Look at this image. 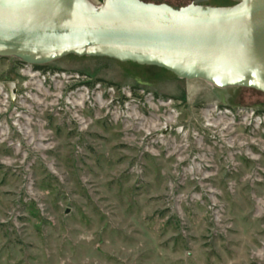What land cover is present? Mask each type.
<instances>
[{
    "label": "rangeland",
    "instance_id": "obj_1",
    "mask_svg": "<svg viewBox=\"0 0 264 264\" xmlns=\"http://www.w3.org/2000/svg\"><path fill=\"white\" fill-rule=\"evenodd\" d=\"M36 66L0 57V264H264L263 92L101 56Z\"/></svg>",
    "mask_w": 264,
    "mask_h": 264
},
{
    "label": "water",
    "instance_id": "obj_2",
    "mask_svg": "<svg viewBox=\"0 0 264 264\" xmlns=\"http://www.w3.org/2000/svg\"><path fill=\"white\" fill-rule=\"evenodd\" d=\"M232 1L0 0V57L101 56L264 93V0ZM5 86L14 100L15 83Z\"/></svg>",
    "mask_w": 264,
    "mask_h": 264
},
{
    "label": "built area",
    "instance_id": "obj_3",
    "mask_svg": "<svg viewBox=\"0 0 264 264\" xmlns=\"http://www.w3.org/2000/svg\"><path fill=\"white\" fill-rule=\"evenodd\" d=\"M21 64H24V66L26 67V66H33L32 64H27V63H24V62H22V61H20V60H18ZM76 77L77 76H79L78 74H76L75 75ZM254 112L251 110V114H253ZM262 117H264V115L262 116ZM262 117H258V118H260V119H262Z\"/></svg>",
    "mask_w": 264,
    "mask_h": 264
},
{
    "label": "flooded vegetation",
    "instance_id": "obj_4",
    "mask_svg": "<svg viewBox=\"0 0 264 264\" xmlns=\"http://www.w3.org/2000/svg\"><path fill=\"white\" fill-rule=\"evenodd\" d=\"M207 1H209V0H191V2H199V3H202V4H205V2H207ZM230 1V4L231 3H233V1L232 0H229ZM191 2H189V3H191ZM188 4V3H187ZM228 5V4H227Z\"/></svg>",
    "mask_w": 264,
    "mask_h": 264
},
{
    "label": "trees",
    "instance_id": "obj_5",
    "mask_svg": "<svg viewBox=\"0 0 264 264\" xmlns=\"http://www.w3.org/2000/svg\"><path fill=\"white\" fill-rule=\"evenodd\" d=\"M36 67L40 68L41 66L40 65H37Z\"/></svg>",
    "mask_w": 264,
    "mask_h": 264
},
{
    "label": "bare ground",
    "instance_id": "obj_6",
    "mask_svg": "<svg viewBox=\"0 0 264 264\" xmlns=\"http://www.w3.org/2000/svg\"><path fill=\"white\" fill-rule=\"evenodd\" d=\"M18 60V59H17Z\"/></svg>",
    "mask_w": 264,
    "mask_h": 264
}]
</instances>
